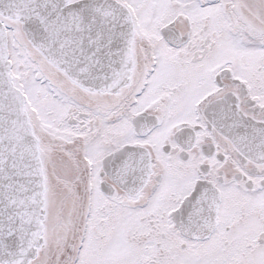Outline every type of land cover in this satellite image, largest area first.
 Returning a JSON list of instances; mask_svg holds the SVG:
<instances>
[{
    "label": "flooded vegetation",
    "instance_id": "obj_1",
    "mask_svg": "<svg viewBox=\"0 0 264 264\" xmlns=\"http://www.w3.org/2000/svg\"><path fill=\"white\" fill-rule=\"evenodd\" d=\"M81 1L69 2L68 55L77 73L127 74L116 86L72 81L8 25L45 184L28 264L104 254L109 220L123 230L115 257L264 258V19L252 7L264 0H115L110 13Z\"/></svg>",
    "mask_w": 264,
    "mask_h": 264
},
{
    "label": "water",
    "instance_id": "obj_2",
    "mask_svg": "<svg viewBox=\"0 0 264 264\" xmlns=\"http://www.w3.org/2000/svg\"><path fill=\"white\" fill-rule=\"evenodd\" d=\"M65 2L0 0V13L21 19L37 47L72 80L100 85L103 82L98 76L77 73V66L68 55L70 11L63 8ZM101 2L114 6H108V12L118 8L113 0ZM25 3L27 8H24ZM0 29V49L7 53V65L0 64V72L9 73L8 35L1 21ZM127 45L128 40L123 48L126 49ZM112 74L109 72L108 78ZM14 91L15 95L5 98L4 86L0 85V261H17L27 257L33 253L42 234L44 178L38 144L25 111V97L15 86Z\"/></svg>",
    "mask_w": 264,
    "mask_h": 264
},
{
    "label": "snow or ice",
    "instance_id": "obj_3",
    "mask_svg": "<svg viewBox=\"0 0 264 264\" xmlns=\"http://www.w3.org/2000/svg\"><path fill=\"white\" fill-rule=\"evenodd\" d=\"M28 4H24V8H27ZM255 10L259 12L261 19H264V7L252 6ZM64 9L72 10L71 6L67 3L63 5ZM24 9L22 8L21 11ZM259 22V21H257ZM2 32V29H0ZM0 64L7 65V53L0 49ZM15 81L11 79V73L0 72V85L4 86V96L7 98L9 95H15L14 91ZM151 170L145 168V175L150 174ZM171 182V178L167 181L161 180V185L163 191L167 190L168 183ZM156 189H153V194ZM175 195V194H173ZM179 202V201H177ZM105 227H110L113 230L114 235L106 237H100L104 241V254L97 255L92 260H85L80 257L81 248L78 247L76 250L75 258L72 264H264V258L259 260H250L247 258H240L238 254L231 249H224L215 253H210L206 251H189L187 254H180L175 256L164 257L156 256L148 249H143L133 253L130 256L120 258L107 254V250L112 248L113 245L119 240L122 242L123 230L120 223L114 220H109L108 225ZM83 241L84 238L82 237ZM204 243L206 245H211V234L204 238ZM261 244H264V237L261 238ZM158 246V245H157ZM18 264H28V257L20 260Z\"/></svg>",
    "mask_w": 264,
    "mask_h": 264
},
{
    "label": "rangeland",
    "instance_id": "obj_4",
    "mask_svg": "<svg viewBox=\"0 0 264 264\" xmlns=\"http://www.w3.org/2000/svg\"><path fill=\"white\" fill-rule=\"evenodd\" d=\"M9 25H14V24H16L17 22H12V20H6L5 18H3ZM24 39V36H22V34H20V41H22ZM20 41H18V42H20ZM27 41V40H26ZM28 42V41H27ZM30 44V43H29ZM31 46V45H30ZM34 50V49H33ZM34 52H36L35 50H34ZM37 53V52H36ZM38 54V53H37ZM39 55V54H38ZM40 56V55H39ZM41 57V56H40ZM41 59H43L42 57H41ZM16 60H18L17 62H19V61H21V62H24V63H26L27 64V61L25 62V59H24V57H21V58H19V57H17L16 56ZM44 60V59H43ZM28 64H29V62H28ZM46 66V65H45Z\"/></svg>",
    "mask_w": 264,
    "mask_h": 264
}]
</instances>
